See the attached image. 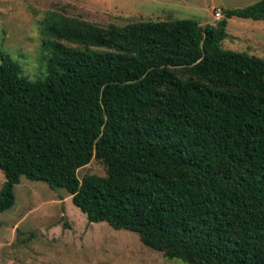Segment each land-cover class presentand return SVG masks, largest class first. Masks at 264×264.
<instances>
[{
    "label": "trees",
    "instance_id": "16d2710c",
    "mask_svg": "<svg viewBox=\"0 0 264 264\" xmlns=\"http://www.w3.org/2000/svg\"><path fill=\"white\" fill-rule=\"evenodd\" d=\"M102 25L51 13L47 74L0 61V212L25 176L90 222L188 264H264V58L225 49L228 19ZM101 160L106 175L78 171Z\"/></svg>",
    "mask_w": 264,
    "mask_h": 264
},
{
    "label": "rangeland",
    "instance_id": "374dc122",
    "mask_svg": "<svg viewBox=\"0 0 264 264\" xmlns=\"http://www.w3.org/2000/svg\"><path fill=\"white\" fill-rule=\"evenodd\" d=\"M259 0H0V61L8 55L31 80L47 74L44 22L51 13L76 16L102 25L140 20L193 18L216 24L223 9L244 8ZM215 10H221L217 19ZM225 49L264 58V20L228 19ZM99 159L78 171L106 175ZM5 182L0 169V191ZM16 201L0 212V264H188L145 245L138 233L90 222L64 188H51L25 176Z\"/></svg>",
    "mask_w": 264,
    "mask_h": 264
},
{
    "label": "built area",
    "instance_id": "2783aa9c",
    "mask_svg": "<svg viewBox=\"0 0 264 264\" xmlns=\"http://www.w3.org/2000/svg\"><path fill=\"white\" fill-rule=\"evenodd\" d=\"M214 13L217 19L221 18V10H215Z\"/></svg>",
    "mask_w": 264,
    "mask_h": 264
}]
</instances>
